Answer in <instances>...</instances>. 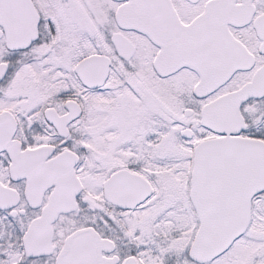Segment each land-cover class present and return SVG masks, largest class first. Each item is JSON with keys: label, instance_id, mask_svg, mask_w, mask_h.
<instances>
[{"label": "snow or ice", "instance_id": "6c2138e0", "mask_svg": "<svg viewBox=\"0 0 264 264\" xmlns=\"http://www.w3.org/2000/svg\"><path fill=\"white\" fill-rule=\"evenodd\" d=\"M0 264H264V0H0Z\"/></svg>", "mask_w": 264, "mask_h": 264}]
</instances>
